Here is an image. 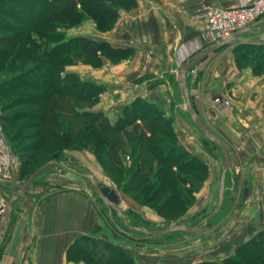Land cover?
<instances>
[{"label":"crops","instance_id":"crops-1","mask_svg":"<svg viewBox=\"0 0 264 264\" xmlns=\"http://www.w3.org/2000/svg\"><path fill=\"white\" fill-rule=\"evenodd\" d=\"M238 1L136 0L132 9H120L112 29L99 31L94 21L87 20L92 31H79L71 37L87 34L95 39L108 40L115 46H131L134 49L133 54L122 60L117 68L119 76L124 80L138 78L143 72L150 70L163 77L164 73H172L175 70L171 66L165 69L156 65L184 64L218 43L208 41L204 33L205 10L208 4L228 6L237 4ZM252 34L254 33L234 34L227 43L218 46L198 61L194 70H188L185 78L199 118L210 133L224 145L229 155L230 167L225 175L224 197L220 209L230 193L229 221L233 224L232 230L235 231L229 239L231 248L225 252L219 250L209 254L204 239L190 241L187 234L197 235L208 221L194 232L185 231L182 234L184 239L181 246L168 243L169 246H166L168 249L162 250L166 252L165 255L160 256L163 245L154 246L148 264H192L202 260L222 259L258 230L264 229V80L247 68L240 69L233 52L238 42ZM181 66L175 74L186 104L183 87L179 81ZM66 72L78 73L74 67H67ZM94 72L92 78L99 79L95 76L98 71ZM111 77V72H108L102 80H111ZM165 83L170 95L174 96L169 80H165ZM133 86L135 89L129 93L127 89L108 88L103 93L107 105L98 104L90 109L102 110L108 119L114 122L117 117L115 112L120 116L121 108L137 97L145 98L150 103L156 102L149 97L150 92L146 85L135 82ZM116 94H119L120 103L114 98ZM220 94L231 97L232 106L217 107L213 103V97ZM170 110L166 108V116ZM189 117L191 119L190 114ZM174 123H177V120H174ZM178 139L191 151L190 135L188 138L182 136ZM201 142L206 146L212 144L213 149L221 151V148L215 147L212 142L206 144L203 138ZM194 146L193 150H197L196 154L207 165L206 178L200 182L199 191L212 190L216 186L218 199L224 164L223 154L221 152L222 159L218 156L213 158L197 145ZM69 161L65 163L66 166L78 161V158L73 155L69 157ZM73 172L68 170L66 175L60 171L61 174L64 173L62 176L67 181L60 183V186H55V181H49L48 187L53 188L49 191L46 190L47 186L44 187L45 184L31 183L25 193L19 195L13 202L6 232L0 242V264H88L80 259V256H69V247L81 235L89 237L108 235L110 227H114L111 216L115 211H110L107 204L92 189L76 184V179L71 177L75 173ZM46 174L47 171L43 177H46ZM43 177L36 178V181ZM19 181L15 172L12 176L6 171L0 174V205L5 206L13 191L19 187ZM96 195L101 204L95 200ZM103 207L106 215L103 213ZM218 213L219 211L212 218ZM134 214L142 217L147 224L158 223L156 216L145 207ZM196 214L203 215L201 212ZM160 237L162 236L149 238ZM192 254L196 255L191 259ZM134 259L137 264H141L137 256Z\"/></svg>","mask_w":264,"mask_h":264},{"label":"rangeland","instance_id":"rangeland-1","mask_svg":"<svg viewBox=\"0 0 264 264\" xmlns=\"http://www.w3.org/2000/svg\"><path fill=\"white\" fill-rule=\"evenodd\" d=\"M244 1L245 0H239L238 3ZM1 5L8 6L15 12L23 14L25 12L24 6L19 4L17 0L13 2L0 0V6ZM208 6H210V4H208ZM17 18L18 17H14V15L8 12L6 13L0 9V46L4 49L6 47L9 49L7 52L4 51L1 55L0 80H3L5 77L12 78V80L8 83H6L7 81H3V83L0 84V115L4 114L5 120L8 116L12 119V122L8 123L7 121H3L0 116V131L6 138V136L9 137L13 134L12 127H15L18 131L19 141H21L23 145L35 143L38 139L37 135H41L42 132V136H44V140L42 141H45L44 144H46L47 140L45 139V133L49 129L62 131L74 139H68L66 142L61 143V145L56 144L54 148L52 147L50 154H41V156L35 155L34 151L30 147L31 145L28 146L29 149L27 152L25 149L24 151L22 150L23 152L20 154V151H18L15 147V142L11 140V142H9V146L11 153L14 156L12 166L14 168L16 178L20 180L18 186L22 184L29 173H32L53 155L56 154L58 156L55 160L64 163H69V157L75 155L77 156L78 161H73L70 165L64 167L57 164L49 165L44 169V172H48L46 177H43L39 181L34 179L32 183L45 184L44 187L47 186V188H45L49 191L53 189L49 188V181H55L54 183L56 184L54 185L60 186V183L67 181L62 176L64 173L61 174L60 171H63L66 174L68 170H72L75 173L73 172V175H69H72L71 177L76 179V184L92 189L90 179L84 175L85 173H90L95 177L100 185H108L116 190L120 198L118 207L123 209V213L129 219V224L133 226H144L147 229H162L168 226V223H184L191 226L200 221L205 216L204 214H209L215 209L214 206L215 203H217L216 186L213 187L212 190H204L202 192L199 191L201 187L200 182L206 178L207 165H204L205 171L202 172L201 176L195 175L191 172L190 174H193L192 177L188 176V171H182L181 169H178V167L172 166V169L176 173H179L181 176L187 175L184 176V179L180 182L182 190L178 192L179 194L176 193L175 198L172 195L169 199H167L165 204L157 201L146 203L145 199H147V196L150 194L148 193L142 196L141 191H137L135 187V179H138L137 177L141 176H138L135 171H133L134 174L131 175V177L129 176V166L132 165L130 142L125 139L124 135L120 133L118 129H110L103 125L104 123H102L99 118L91 119L89 116H79L77 113V110H89L98 104L101 106L107 105L104 102L103 93L108 88L111 90L121 88L127 89L129 93L135 89L133 83H143V85L147 86L146 88L150 92L149 97L156 100L155 104L159 105V107L163 109L164 113L166 112V108L171 109L167 116L172 123V128L175 131L178 141V137L183 136V138H188L190 135L192 149L189 151L191 153H197V150H193L195 147L194 145H197L198 148H201L202 151H205L213 158L218 156L219 159H222L220 149H213L212 144L206 146L201 142V138H203V136L189 117L187 106L183 100L181 94L182 92L175 74V71L178 70L179 66L183 63L156 65L157 67L165 69H168V67L171 66L175 70L172 73H164L163 77H159L157 72L150 70L149 72H143V74L138 78H128L127 80H124L121 76H119L117 68L119 63L130 57L133 52L127 57L113 58L100 52L89 53L82 50L71 49L59 56L57 61H63L65 71L67 67H74L78 73H73L78 74L80 79H84L85 81H94L101 85L102 88L99 89V92L93 94L91 91L96 87L86 85L85 93L82 95L63 94V96H59L53 91L49 80L45 81L43 79H39L35 76V74L29 72V67H34L36 71H49L52 67V62L40 51L39 43L42 47H44L45 41L37 34V28H34L32 24H29L30 17L26 16V21L24 22L19 21L21 19ZM87 20L93 21L91 18L86 17L78 24L65 27L59 26L57 31L62 33L65 38H70L71 35L79 31L90 32L92 31V27L91 25H88ZM3 22L9 23L12 26V29L7 30L2 25ZM113 25L105 31L112 29ZM204 33L206 34V39L211 42V35L209 38V33L205 31ZM79 36L91 37L87 34ZM239 43L249 45L247 48L249 49V53L239 54L237 60L239 62L238 67L240 69H249L255 76H261L263 81L264 40L260 39L256 35H252L248 38L247 42H238L233 49L237 48L242 51V49H240L241 44L239 45ZM9 57H13V62L10 63V68H6V62ZM194 67L195 65L191 69ZM24 68L26 69V78L21 75V70ZM94 70L98 71L95 75L96 77H99V79H97L98 81L92 78L95 73ZM108 72H111L112 74L111 80H102L105 79L104 76ZM165 80H169L174 96L170 95ZM32 81L36 84L32 83ZM129 88H131V90ZM98 93H100L99 96H96ZM41 95L51 97V103H58V107L61 112H59V110L58 112L53 110L52 107L54 105L50 102L48 103L46 99L43 100ZM18 96L20 97L19 100L16 99ZM114 98L117 103H120L119 94H116ZM229 98L230 106H232V98ZM5 103L6 106L1 109V105H5ZM49 107H51V109ZM99 111L103 112L102 110ZM115 114H117L115 119L116 121L119 116L118 113L115 112ZM54 118L62 121V124L52 125L50 121H53ZM174 120H177V123H174ZM148 121L149 120H147L146 123ZM109 122L111 124L114 123L110 120ZM133 125L134 124L132 123L127 126L133 129ZM105 137L107 143L109 140L111 141L109 146L101 142ZM2 142L4 143L3 140ZM2 142L1 144L3 147ZM97 142L99 143L98 145ZM114 150L116 153L113 152ZM4 151H6L5 148ZM28 157L33 159L28 161ZM26 163H29V165ZM147 166L149 168H155L157 167V162L150 161L146 167ZM5 168L7 174L12 176V168ZM22 170H25V173H22ZM230 197V193H228L227 201L224 206L218 210V215L215 218L209 219V222L207 221L208 224L205 225L201 232L197 235L187 234V236H190L191 242L198 241V239H204V241H206V251L209 254L218 252L219 250L225 252L231 248V240L229 239L233 236L235 231L232 230L233 224H230L229 221L230 213H228V211L230 212ZM94 198L98 201L97 195L96 197L94 196ZM173 198L176 199L175 202L173 201ZM98 203L101 204L99 201ZM142 207L147 208L152 215L156 216V221H158L156 225L147 224L142 217L134 214L135 212L139 213ZM197 212H201L203 215H197ZM103 213L106 215L104 207ZM108 231V235L106 236L96 235L90 239H80V243L84 245L83 247L91 249L88 250L85 255H81L80 259L85 260L88 264H100L103 261H106L105 264H131L132 262L128 257L130 256L133 259V263L135 262V264H137L134 259V257L137 256V259L141 262V264H148L151 261L149 259L151 258L152 248H154V246L163 245L164 247L162 249L160 248V256L162 254L165 255L166 252L162 250L168 249L166 248V246H169L168 243H175L178 246H181L182 240L184 239L182 234L185 232L174 231L160 238L132 240L130 239L131 237L119 232L114 227H110ZM131 233L134 235L143 234L142 231L137 230H131ZM225 243L226 245H224ZM121 248L127 251L128 254L121 252ZM234 253L235 250L227 256L233 255ZM195 255L196 254H192L191 259ZM225 257L218 260L202 261H206L204 264H216L215 262L208 261H216L217 263H220ZM199 262L192 264H197Z\"/></svg>","mask_w":264,"mask_h":264},{"label":"trees","instance_id":"trees-1","mask_svg":"<svg viewBox=\"0 0 264 264\" xmlns=\"http://www.w3.org/2000/svg\"><path fill=\"white\" fill-rule=\"evenodd\" d=\"M13 1L15 0H8V2ZM17 1L19 4L24 6V14L12 11L10 7L4 5H1L0 9L6 13L8 12L14 15V17H18L17 19H21L19 21L22 22L26 21V16L30 17L29 24H32L34 28H37V34L45 41L44 47H42L39 43L40 51L45 54L49 60H51L52 67L49 71H36L34 67H29L28 70L29 72L35 74V76L39 79H43L45 81L49 80L50 86L56 95H82L85 93L86 85L96 87L91 91L93 94L99 92V89L102 88L101 85L94 81H85L84 79H80L79 75L76 73L66 72L63 61H57V58L63 53L71 49H76L89 53L100 52L113 58H123L130 55L134 50L131 46H115L108 40L95 39L88 36L65 38L62 33L57 31V28L59 26L65 27L78 24L87 17L91 18L95 22L98 30L105 31L115 23L119 16L120 9H129L134 7L136 0ZM2 25L7 30L12 29V26L7 22H3ZM240 44L241 43H239V45ZM248 47L249 45L241 44L240 49H242V51L237 48L234 49V57L237 65L239 64L237 61L239 54L249 53V49H247ZM8 50L9 49L7 47L4 49L0 46V61L2 59V53L4 51L7 52ZM12 62L13 57H9L5 67L10 68V63ZM21 73V75L26 78L25 68L21 70ZM11 80V77H5L3 80H0V84L3 83V81H7L6 83H8ZM32 83L36 84L33 81ZM99 94L100 93L96 96H99ZM41 97H43V100L46 99L48 103H51V97H46L44 95H41ZM19 98V96L16 97L18 100ZM52 105H54L52 107L53 110L57 112L59 110V112H61L58 107V103H53ZM4 106H6V103L5 105H1V109ZM49 108L51 109V107ZM77 113L79 116H89L91 119L99 118L101 122L104 123L103 125L110 129H118L120 133L124 135L125 139L130 142L132 165L129 166L128 171L130 173H128L131 177V175L134 174L133 171H135L138 176H141L137 177L138 179H135V187L137 191H141L142 196L148 193L150 194L147 196V199H145L146 203L157 201L165 204L167 199H169L172 195L175 198L176 193L182 190L180 182L184 179V176L187 175L181 176L172 169V166H176L182 171H188L189 173L187 174L191 177L193 174L201 176L202 172L205 171L204 165L206 164L202 158L199 155L191 153L183 144L179 143L177 136L175 135V131L172 128V123L169 120V117L165 116L163 109L155 103H150L145 98L137 97L130 103L125 104L121 108L120 116L113 124L109 122V119L104 112L85 109L83 111L77 110ZM0 116L3 121H7L8 123L12 122V119H10L9 116L6 117V120L4 119V114H1ZM147 120L149 121L146 123ZM50 123L52 125H59L62 124V121L54 118L53 121H50ZM132 123L134 124L133 129L127 126ZM12 132L13 134L9 137L6 136V139L8 143L11 142V140L15 142V147L18 151H20V154L25 149L27 152L29 149L28 146L30 145L36 156H41V154H50L52 147L54 148L56 144L61 145V143L66 142L68 139L74 140L73 137H69V135H66V133L62 131L49 129L45 133V139L47 140L46 144H44L45 141H42L44 140L42 132L41 135H37L38 139L35 143L23 145L21 141H19L18 131L15 127H12ZM98 142L97 145L99 144ZM101 142L109 146L111 141L109 140L107 143L105 137ZM113 152L116 153L115 150ZM57 157L58 156L55 154L48 160L57 159ZM30 159L33 158H27L28 161ZM150 161H156L157 167H146ZM26 164L29 165V163ZM191 172L193 173L192 175L190 174ZM22 173H25V170H22ZM30 174L31 173H29V175ZM173 201L175 202L176 199ZM111 222L119 232L120 230L118 226L124 230L127 229L122 224L119 215L115 212H112ZM125 235L128 236L127 234ZM90 238L91 237L86 235L77 237L73 244L69 247L68 255L71 257L81 256L83 254L85 255V253L91 249L83 247L84 245L80 243V239ZM121 252L127 253V251L122 248ZM128 257L132 262L131 264H135V262L133 263L132 257ZM105 262L106 261H103L100 264H105ZM205 262L206 261H201L197 264H204ZM208 262H215L216 264H264V229L258 230L250 238L239 244L235 249V253L233 255L226 256L220 263H217L216 261Z\"/></svg>","mask_w":264,"mask_h":264},{"label":"water","instance_id":"water-1","mask_svg":"<svg viewBox=\"0 0 264 264\" xmlns=\"http://www.w3.org/2000/svg\"><path fill=\"white\" fill-rule=\"evenodd\" d=\"M247 30L248 29H242V30L238 31L237 34L244 33ZM228 40H229V38L222 39L221 41H219L218 43H216L212 47L208 48L206 51H204L203 53H201L200 55H198L194 59L187 61L186 63H184L181 66L180 71H179V81L183 87L187 108H188V111H189V114L191 116L192 121L194 122V124L198 128L199 132L202 134L203 142L206 144L212 142L215 147H220L221 152H222L223 157H224L223 170H222V174H221V178H220V189H219L218 199H217L215 209L212 213L204 216L200 221L196 222L195 224H193L191 226L186 225L184 223H181V224H171V223L167 224L166 223L168 226H166L165 228H162V229H160V228H157V229H141L138 226H133V225L127 224L125 219H123L124 213L120 211L121 213L119 215L122 217V224L127 228V230L122 229L120 226H118V228L120 231L126 233L128 236H130L133 239L141 240V239L154 237V236H163V235H166V234H168L170 232H174V231L194 232V231L198 230L199 228H201L204 224H206L207 221L209 219H211L216 214V212L220 209V206H221V203H222L223 197H224L225 175H226L227 170L230 167L229 155H228V152H227L226 148L224 147V145L214 135H212L210 133L208 128L203 124V122L199 118L198 111H197L196 105L194 103V98L189 95V90L186 86L185 78H186V74H187L188 70H190L198 61L203 59L205 56H207L211 51L216 49L218 46H221V45L227 43ZM1 136L4 140V142L6 143V145L10 149L9 143L6 140V138L4 137L3 133H1ZM52 164L61 165L63 167L66 166V164L64 162H61V161H58L55 159L48 160L47 162L42 164L40 167L35 169L22 182V184L17 189H15L13 191L9 200L7 201V203L5 204V206L2 209V213L0 214V242L2 241L4 234L6 232L7 223L10 219V214H11V211L13 208V202L19 197V195L25 193L27 187L32 183V181L34 179L43 177L45 174L44 169L46 167H48L49 165H52ZM84 175L88 179H90L93 191L107 204V206L109 207V210L110 211L114 210L115 212L119 213V209H118L119 197H118L115 189L111 188L108 185H100L97 182V180L95 179V177L93 175H91L90 173H85ZM131 230L142 231L143 234L142 235H134L131 233Z\"/></svg>","mask_w":264,"mask_h":264},{"label":"built area","instance_id":"built-area-1","mask_svg":"<svg viewBox=\"0 0 264 264\" xmlns=\"http://www.w3.org/2000/svg\"><path fill=\"white\" fill-rule=\"evenodd\" d=\"M204 31L211 35V42H219L222 39L230 38L235 35H243L252 32L260 39L264 40V0H245L244 2L228 6H208L205 10ZM242 29H248L244 33L237 34ZM247 36L241 42H247ZM213 103L220 108L230 107V98L224 95L213 97ZM3 138L0 131V174L6 171L5 167H11L14 174L13 161L14 156L6 143L2 142ZM4 141V140H3ZM3 143V147L2 144ZM5 150L7 151H4ZM3 206L0 205V212ZM118 215L123 212L119 208ZM121 211V212H120ZM120 216V215H119ZM121 217V216H120ZM123 219L129 224V219L123 214ZM122 221V217H121ZM141 229H147L144 226H138Z\"/></svg>","mask_w":264,"mask_h":264}]
</instances>
